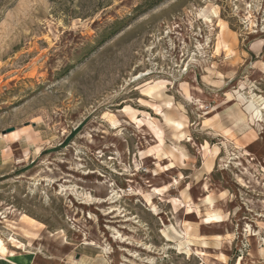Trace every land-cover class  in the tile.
<instances>
[{
  "label": "rangeland",
  "instance_id": "obj_1",
  "mask_svg": "<svg viewBox=\"0 0 264 264\" xmlns=\"http://www.w3.org/2000/svg\"><path fill=\"white\" fill-rule=\"evenodd\" d=\"M155 1L0 0L10 261L264 264V0Z\"/></svg>",
  "mask_w": 264,
  "mask_h": 264
},
{
  "label": "bare ground",
  "instance_id": "obj_2",
  "mask_svg": "<svg viewBox=\"0 0 264 264\" xmlns=\"http://www.w3.org/2000/svg\"><path fill=\"white\" fill-rule=\"evenodd\" d=\"M198 17L201 19V20H204L206 23H208V24H211V23H213V20L214 19H218L219 20V23L218 24H220V26H221V29H222V33L224 32V29H225V25H224V23H222V20L219 18V12L217 11V10H213L211 13H208L207 12V9H203V10H201L199 13H198ZM220 28V27H219ZM222 40V39H221ZM219 48V47H218ZM218 48H217V50H218ZM223 48V47H222ZM220 52H221V50H219ZM219 52V53H220ZM165 118H166V121L168 122V123H172V124H174V125H176V128L177 129H179L180 127H181V125L178 123H176V122H174V121H172L170 118H168V117H166L165 116ZM154 128V127H153ZM158 130V129H157ZM156 130V132H159V131H157ZM160 133V132H159ZM161 142H162V140H161ZM211 168V167H210ZM207 201L208 202H210L211 203V198L210 197H208L207 198ZM212 204V203H211ZM216 219V218H215ZM188 232H186V234H187ZM167 238H168V240H169V237L167 236ZM11 241L12 242H14V243H16V244H20V243H18L14 238H12L11 239ZM191 244V243H190ZM16 246V245H15ZM189 246H191V245H189ZM189 246H188V249H189ZM16 248L17 249H20V246H16ZM189 251H190V249H189ZM188 251V252H189ZM7 254H8V249H7V247H6V245H5V243H4V241L2 240V239H0V264H20V263H15V262H13V261H10L9 260V258L7 257ZM206 255V254H205ZM90 262V261H89Z\"/></svg>",
  "mask_w": 264,
  "mask_h": 264
},
{
  "label": "crops",
  "instance_id": "obj_3",
  "mask_svg": "<svg viewBox=\"0 0 264 264\" xmlns=\"http://www.w3.org/2000/svg\"><path fill=\"white\" fill-rule=\"evenodd\" d=\"M8 251H9L10 254H11V252H13V253L15 252V251H13V250H11L9 248H8ZM15 254H16L15 255L16 257H19V256L23 255L22 253H18V252H15ZM31 264H35V257H33V260H32V263Z\"/></svg>",
  "mask_w": 264,
  "mask_h": 264
},
{
  "label": "trees",
  "instance_id": "obj_4",
  "mask_svg": "<svg viewBox=\"0 0 264 264\" xmlns=\"http://www.w3.org/2000/svg\"><path fill=\"white\" fill-rule=\"evenodd\" d=\"M162 1L164 0H156L154 3H157V2L161 3Z\"/></svg>",
  "mask_w": 264,
  "mask_h": 264
},
{
  "label": "water",
  "instance_id": "obj_5",
  "mask_svg": "<svg viewBox=\"0 0 264 264\" xmlns=\"http://www.w3.org/2000/svg\"><path fill=\"white\" fill-rule=\"evenodd\" d=\"M13 130H10L9 132H12Z\"/></svg>",
  "mask_w": 264,
  "mask_h": 264
}]
</instances>
